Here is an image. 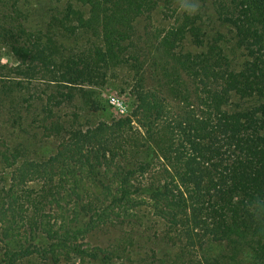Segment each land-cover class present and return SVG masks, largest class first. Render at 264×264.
<instances>
[{
  "label": "trees",
  "instance_id": "obj_1",
  "mask_svg": "<svg viewBox=\"0 0 264 264\" xmlns=\"http://www.w3.org/2000/svg\"><path fill=\"white\" fill-rule=\"evenodd\" d=\"M62 1L46 32L58 30L72 48L56 65L51 39L40 38L16 2L0 0V47L16 59L21 78L0 83V105L20 110L11 124L22 128V114L34 116L35 129L61 136L66 125L54 120L56 110L72 102L76 89L85 95L86 88L103 87L124 67L136 106L130 116L93 128L70 125L56 154L14 169L7 194L36 200L29 231L43 232L53 257L125 262L134 246L131 232L148 212L168 243L183 245L176 257L181 264L189 259L187 248L203 243L224 246L233 263L244 251L248 264H264V0H215V21L225 34L209 31L199 13L179 9L152 54L141 52L135 22L159 2L164 11L176 0ZM185 40L204 47L184 52ZM49 65L57 66L55 75H35ZM35 77L56 86L44 103L25 86ZM17 154L7 155L14 162L9 167ZM47 178L57 179L50 182L56 189L50 203L63 214L53 223L45 213L48 196L31 199L26 187ZM116 230L121 236L112 253L85 242L89 234ZM34 254L45 253L28 247L20 256Z\"/></svg>",
  "mask_w": 264,
  "mask_h": 264
},
{
  "label": "rangeland",
  "instance_id": "obj_2",
  "mask_svg": "<svg viewBox=\"0 0 264 264\" xmlns=\"http://www.w3.org/2000/svg\"><path fill=\"white\" fill-rule=\"evenodd\" d=\"M13 1L26 13L30 26L36 29L40 38L45 42L51 39L57 49L54 52L58 58L57 60L56 56H54L55 59L52 64L58 63L63 54L71 51L72 44L58 30L46 32V27L51 23L52 17L63 11L65 3L62 0ZM187 2H190V0H176L174 7L170 9L165 7L164 11V3L159 2L151 14L140 17L135 22V28L140 37L138 44L140 45L141 52L143 51L146 54H149V50L151 54L154 52L153 43L155 39L168 29L171 23H173L174 14H178L179 9H182V3ZM196 2L199 9L198 13L201 15L207 29L209 31L210 29L219 30L225 34L228 30L221 27L220 23H216L215 21V11L218 10V7L214 6L215 0H196ZM203 47H195L188 40H185L180 50L199 53ZM16 66V59L8 51L0 47V83L3 81H21L20 76L17 75ZM35 72V75L44 74L49 78L53 74L55 75L58 69L57 66L49 65L45 70L37 67ZM111 74L103 87L86 88L88 92L85 95H82L79 89H76L72 102L66 103L59 110H56L54 120L60 123L61 126L66 125L61 136H56L55 134L48 136L47 132L35 129L37 124H32L34 116H27L25 114H22L23 127H14L11 123L14 120V116L20 110L11 112L8 106H4L5 103L0 105V153L5 154V156H11L13 152L18 153L17 163L12 167H9V165L14 163L12 157L9 158L7 156L9 161H5L4 157L0 156V187L5 189L2 196H0V204H2L0 205V264H82L79 263L80 259L77 256H72V259L69 260L61 252L58 254L60 256L53 257L48 246L49 242L43 235V232L31 233L27 226L30 222L29 219H31V204H34L36 200H29L28 195H23L21 192L18 193L19 198L17 199L15 196H9L6 191L10 186V178L13 175L14 169L23 161H43L57 153L61 140L67 136V131L70 130V125H73L75 129L86 130L95 127L100 122L110 123L114 119L128 117L132 114L136 102L131 93L133 83L131 71L129 68L124 67ZM35 78L36 80H34L32 85L25 84V86L30 89L32 95L35 94L36 98L40 97V100L44 103L46 97L55 92L56 86L53 83L42 82L38 80V77ZM40 100L37 109L41 108L39 106ZM13 113L15 114L13 115ZM50 182L52 185H56L57 179H53ZM50 182L48 178L46 180L41 179L29 183L26 187L32 192L31 199L48 196L46 201H44V203H47L45 213L50 215V223H53L56 221L54 218H59L63 214L57 215L56 206L50 203L52 197L49 196L56 192V189L50 186ZM144 213L142 214L145 221L143 226H136L131 232L135 240L133 249H130L129 254L131 256L129 260L125 262L113 260L109 263L181 264L180 261H177L176 257L183 252V245L168 243L164 238L163 225L148 212ZM119 236H121V231L118 230L111 233L100 232L89 234L85 242L89 243L92 248L96 247L112 253L113 247L116 245L113 243V240ZM140 237L143 239L140 240ZM28 247L30 249L37 247L43 250L45 254L21 257V251ZM196 247L194 249L191 247L186 249V255L189 257L186 264H248V262L252 261L249 253L241 251L238 254V262H231L229 260L231 254L228 253V249L220 244L203 243L202 246ZM142 259H145L146 262L141 261ZM84 260V264H99L101 255L98 260H90L89 258Z\"/></svg>",
  "mask_w": 264,
  "mask_h": 264
},
{
  "label": "clouds",
  "instance_id": "obj_3",
  "mask_svg": "<svg viewBox=\"0 0 264 264\" xmlns=\"http://www.w3.org/2000/svg\"><path fill=\"white\" fill-rule=\"evenodd\" d=\"M183 11L188 15H195L198 13V4L196 0H190V2L182 3Z\"/></svg>",
  "mask_w": 264,
  "mask_h": 264
}]
</instances>
